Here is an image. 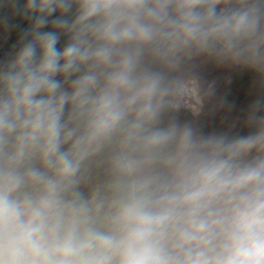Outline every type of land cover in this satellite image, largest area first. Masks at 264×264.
<instances>
[{"label":"clouds","instance_id":"clouds-1","mask_svg":"<svg viewBox=\"0 0 264 264\" xmlns=\"http://www.w3.org/2000/svg\"><path fill=\"white\" fill-rule=\"evenodd\" d=\"M0 49V264H264V0H0Z\"/></svg>","mask_w":264,"mask_h":264},{"label":"trees","instance_id":"trees-1","mask_svg":"<svg viewBox=\"0 0 264 264\" xmlns=\"http://www.w3.org/2000/svg\"><path fill=\"white\" fill-rule=\"evenodd\" d=\"M3 49H0V55H2L3 54ZM246 86V85H245ZM240 100H244V95H243V86H242V88H241V92H240V95H239V97H238Z\"/></svg>","mask_w":264,"mask_h":264}]
</instances>
